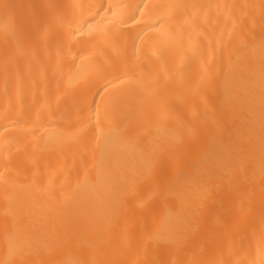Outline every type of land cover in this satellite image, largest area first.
Returning <instances> with one entry per match:
<instances>
[{
    "label": "bare ground",
    "instance_id": "1",
    "mask_svg": "<svg viewBox=\"0 0 264 264\" xmlns=\"http://www.w3.org/2000/svg\"><path fill=\"white\" fill-rule=\"evenodd\" d=\"M0 264H264V0H0Z\"/></svg>",
    "mask_w": 264,
    "mask_h": 264
}]
</instances>
